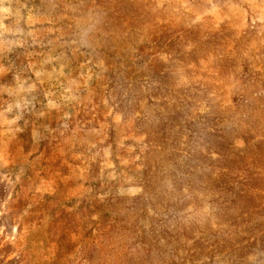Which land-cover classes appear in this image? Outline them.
I'll list each match as a JSON object with an SVG mask.
<instances>
[{
    "label": "rangeland",
    "instance_id": "374dc122",
    "mask_svg": "<svg viewBox=\"0 0 264 264\" xmlns=\"http://www.w3.org/2000/svg\"><path fill=\"white\" fill-rule=\"evenodd\" d=\"M0 264H264V0H0Z\"/></svg>",
    "mask_w": 264,
    "mask_h": 264
}]
</instances>
